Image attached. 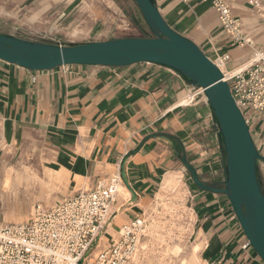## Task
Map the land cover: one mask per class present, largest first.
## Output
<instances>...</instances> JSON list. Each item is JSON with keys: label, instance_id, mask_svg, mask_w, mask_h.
Here are the masks:
<instances>
[{"label": "crops", "instance_id": "obj_1", "mask_svg": "<svg viewBox=\"0 0 264 264\" xmlns=\"http://www.w3.org/2000/svg\"><path fill=\"white\" fill-rule=\"evenodd\" d=\"M132 2L0 0V32L58 45L151 37L144 19L138 21L131 13ZM154 2L168 25L204 53L230 55L227 69L246 62L247 53L242 51L251 50L256 30L264 27L257 26V19L264 24L261 16L236 3L235 12L248 21L244 36L250 43L233 45L229 35L218 31L208 1ZM133 26L141 34H125L123 29ZM187 85L174 69L152 62L32 70L0 59V142L12 148L28 140L26 149L48 153L58 172L68 175L70 195L84 190V184L92 188L98 180L119 173L120 192L127 195L112 203L103 237L137 215L147 216L165 173H181L194 223L204 237L198 244L203 245L206 262L264 264L248 243L226 194L197 186L183 162L185 158L205 185L224 187L226 154L218 124L205 99L184 104ZM250 119L253 142L264 157V113L251 111ZM15 172L28 192L35 174L27 169ZM256 174L264 194V158L257 161ZM78 179L84 184L76 189Z\"/></svg>", "mask_w": 264, "mask_h": 264}, {"label": "water", "instance_id": "obj_2", "mask_svg": "<svg viewBox=\"0 0 264 264\" xmlns=\"http://www.w3.org/2000/svg\"><path fill=\"white\" fill-rule=\"evenodd\" d=\"M134 1L152 33L151 37L58 45L0 32V59L32 70L67 64L124 66L152 62L174 69L188 84L203 88L226 154L224 187L216 189L205 185L185 158L183 162L197 186L226 194L248 243L264 261V194L256 174L257 161L264 157L255 147L228 82L195 42L168 25L154 0Z\"/></svg>", "mask_w": 264, "mask_h": 264}, {"label": "built area", "instance_id": "obj_3", "mask_svg": "<svg viewBox=\"0 0 264 264\" xmlns=\"http://www.w3.org/2000/svg\"><path fill=\"white\" fill-rule=\"evenodd\" d=\"M187 1V0H181ZM208 1L216 14L218 31L230 37L233 45L250 43L244 36L242 17L235 12L238 2L250 7L264 20V0H202ZM248 62L232 72L223 71L230 56L217 53L210 60L228 82L235 104L245 122L250 112L264 113V42L251 44ZM190 104L203 97L204 89L187 85ZM183 103V102H181ZM121 185L119 173L98 180L91 189H81L53 204L35 203L26 223L0 220V264H138L134 254L143 235L144 214L137 215L117 230V238L93 257L90 251L108 225L111 205ZM207 264H216L208 262Z\"/></svg>", "mask_w": 264, "mask_h": 264}, {"label": "rangeland", "instance_id": "obj_4", "mask_svg": "<svg viewBox=\"0 0 264 264\" xmlns=\"http://www.w3.org/2000/svg\"><path fill=\"white\" fill-rule=\"evenodd\" d=\"M104 1V0H102ZM134 12L133 16L138 18V21L142 19L139 8L134 0H132ZM115 10H118L114 7ZM251 18H255L254 14ZM257 19V18H256ZM245 24H248L247 20L243 19ZM263 26V22L257 19V26ZM133 27H125L123 31L125 34H141L135 32ZM255 45H261L264 42V27H260L255 33ZM247 55L243 58L246 62L249 61L252 53L248 48L244 49ZM241 55V54H239ZM230 56V55H229ZM213 58V56H210ZM243 60H240L242 62ZM236 64H239L236 62ZM227 66V65H226ZM200 99H203L202 97ZM198 100V99H197ZM28 140H24L21 143L13 146L12 148L5 146L0 142V220L3 222L14 223H26L34 212L35 203L41 202L45 204H53L55 201L70 195L72 192L67 187L68 175L65 171L58 172L60 169L58 165L53 162L48 153L39 149L28 150L26 146ZM29 170L35 174L29 183L31 185L28 192L25 191L24 183H19L16 178V170ZM180 175V183L172 189L167 190L163 194L162 199H155L153 197V205L150 207V211L145 217V229L148 221H153L155 225V232L158 235H163L167 229L171 234L178 239V243L181 245L182 251L180 256L187 254L193 244L202 242L204 243V237L200 236V232L194 223V216L191 209V199L186 186V180L184 175ZM5 183L6 186L5 187ZM9 183V184H8ZM78 189L84 184L83 180H77ZM85 189H90L85 185ZM72 188V186H71ZM159 186L156 189L158 191ZM117 195L114 201L120 203L127 195V191L120 192L118 187ZM112 210V205L110 211ZM125 224V223H124ZM104 233L99 235L96 242L91 248L90 256L93 257L98 251L106 247L109 240L117 238L118 234L115 231H110L108 237H102ZM144 234L141 236L140 241H145ZM101 243V244H100ZM153 249L143 252L141 258L135 260L138 264H180V256H176L170 251L165 252L164 243L160 244L158 241H154ZM201 262L200 264H207L205 255L203 253V245L201 247ZM156 259V260H155ZM146 262V263H145Z\"/></svg>", "mask_w": 264, "mask_h": 264}, {"label": "bare ground", "instance_id": "obj_5", "mask_svg": "<svg viewBox=\"0 0 264 264\" xmlns=\"http://www.w3.org/2000/svg\"><path fill=\"white\" fill-rule=\"evenodd\" d=\"M246 15V14H245ZM242 16V15H240ZM244 16V15H243ZM244 63L238 65L237 67L243 65ZM237 67L233 69H227V68H221L223 71L232 72ZM188 98V97H187ZM207 102L206 96L204 95L202 97ZM187 101V100H185ZM180 175H178V172H168L165 173L163 176L158 191L156 192L155 199H162L164 192H166L169 189L174 188L180 183ZM9 184V183H8ZM5 187L6 183H5ZM117 194V193H116ZM115 194V196H116ZM170 230V229H169ZM167 229V231L163 235H158L155 232V225L153 221H148V224H146V229L143 227V234L146 237L145 241H139V246L137 251L134 254V259L137 260L139 257L141 258L143 252H147L148 250H152L154 241H158L160 244L164 243L165 252L170 251L171 253L175 254L176 256H180V253L182 251L181 245L178 243V239L174 237L171 232ZM104 241L103 236L101 237ZM200 245L198 243H195L192 245L191 250L185 254L180 256L179 261L180 264H200L201 257H200ZM148 254V252H147ZM139 256V257H138ZM156 260V259H155ZM138 261V260H137ZM146 263V262H145Z\"/></svg>", "mask_w": 264, "mask_h": 264}]
</instances>
